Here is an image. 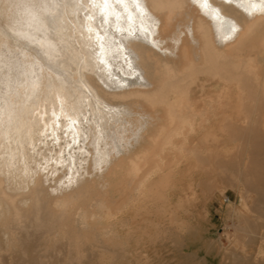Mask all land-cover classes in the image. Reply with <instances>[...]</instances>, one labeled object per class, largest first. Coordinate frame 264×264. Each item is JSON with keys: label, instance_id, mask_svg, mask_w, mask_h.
I'll return each instance as SVG.
<instances>
[{"label": "bare ground", "instance_id": "obj_1", "mask_svg": "<svg viewBox=\"0 0 264 264\" xmlns=\"http://www.w3.org/2000/svg\"><path fill=\"white\" fill-rule=\"evenodd\" d=\"M39 5L17 0L15 19ZM56 6L66 27L51 26L83 71L50 86L32 67L52 99L0 141V264H132L151 214L182 232V201L212 185L244 207L228 264H264V0ZM166 220L153 228L173 237Z\"/></svg>", "mask_w": 264, "mask_h": 264}, {"label": "rangeland", "instance_id": "obj_2", "mask_svg": "<svg viewBox=\"0 0 264 264\" xmlns=\"http://www.w3.org/2000/svg\"><path fill=\"white\" fill-rule=\"evenodd\" d=\"M63 1L65 2L66 0H40V5L38 7V10L33 15L32 20L24 24L15 19L17 0H0V141L8 140L9 135L14 137L17 132H23V128L25 129V127L22 126L23 119L27 118L29 120H32L30 116L34 118L36 114L34 113L36 111L33 110L34 105H38L39 103H41V101L44 100H47V102H45L48 103V100L52 99L54 92L48 91L50 88L49 86L34 89V83L40 76H37L35 78L32 76V67L37 66L42 70V72L44 73V82L42 83L45 85L49 83L50 86V82H53V78L58 81L61 77L64 76L66 78H71L72 80L83 71L84 61L80 62L82 60H78L79 58H77L76 55L71 57L72 53H66L64 40L60 38L59 33L51 26V18L52 16H56L58 18L57 25L66 27V25L62 23H65L66 19H64L63 13L61 11H58V8L56 6V4L60 6ZM69 15L70 14H68L67 16ZM67 20L69 23H72L70 24L73 27L74 23L71 21V19L67 18ZM49 42L52 43L53 46H55L54 50H47V44ZM63 63L67 65L66 68L62 67ZM78 68L80 71L78 70ZM77 86L80 87L79 84ZM48 95H52L50 96V99ZM31 109L33 110V112H31L30 115L29 112L32 111ZM18 136H15L14 138H16L17 140L19 139ZM218 151L219 153H222V150L219 148ZM172 201L174 203H177V194L173 197ZM185 201L182 202L183 206H185V204L187 203V209L185 207L184 209L180 208L178 209V212L182 214L180 216L186 221V230H183L182 232H179L177 230L175 231V228L171 227L174 224L171 223L170 219L166 220V218L168 219V217L163 219L160 215L151 214L150 217L148 215L149 220H152L153 223L150 221L151 223L149 222V224L151 226L149 224L146 225V223L143 225L144 228L148 227V233L144 234V240L142 243H145V246L139 245L140 248H137L136 246V249L135 243L132 242V254H130V256L128 255V258L126 257L127 259L125 260H133L132 264H136V261L138 264H146V262L147 264H152L153 262L155 264H159V262L160 264L230 263V261L233 260L232 254L234 253V250L238 243V240H236V236L239 234L238 225H240L239 220L241 218L239 215H237L239 213H237L236 211L239 210L238 212H242L244 209L238 190L234 187L232 189V187L228 185H212L211 187H209V189H207L205 195H201V200L195 201L193 199L189 200V202L188 200ZM190 202L192 203L190 204ZM188 207L191 208L189 209ZM187 212L188 214H186ZM157 220H166V223L168 224V226H170L171 235L172 232H176H174V234L172 235L174 238L169 236V232L163 233L165 235L161 233L159 235L157 234ZM152 224L156 225L154 226ZM150 228L151 230H149ZM161 235L163 236L162 239ZM171 238H173L174 240ZM152 240L154 241V243ZM182 244H184L185 247ZM181 247L183 248L181 249ZM140 249H142V251ZM155 249L157 251L159 250V252H156ZM224 249L226 251L229 250L230 252H226ZM153 251L154 253H151ZM220 251L221 253H219ZM140 252H142L144 256L142 257V262L138 260L139 257H137L135 254H139ZM155 253H157L158 255ZM223 253L225 255L227 254V257L231 258L226 257L225 259V255H223ZM147 256L148 258H146ZM151 256L156 258L153 259L151 258ZM99 259V256L94 259L96 264H99ZM148 259H152V263ZM191 259L194 261H192ZM155 260H157V262ZM124 263L125 262L121 264Z\"/></svg>", "mask_w": 264, "mask_h": 264}, {"label": "snow or ice", "instance_id": "obj_3", "mask_svg": "<svg viewBox=\"0 0 264 264\" xmlns=\"http://www.w3.org/2000/svg\"><path fill=\"white\" fill-rule=\"evenodd\" d=\"M109 2H110V0H104V3H105L106 5L109 4ZM115 2H116V3H123L124 0H115ZM137 2H138V0H137ZM253 11H260V9H258V8H254ZM250 14H251V13H250ZM107 20H108V17H105V22H107Z\"/></svg>", "mask_w": 264, "mask_h": 264}]
</instances>
